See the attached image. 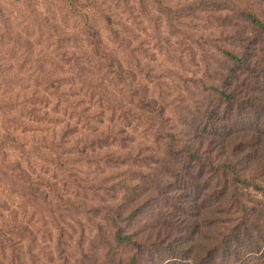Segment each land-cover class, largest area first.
Listing matches in <instances>:
<instances>
[{"label":"rangeland","instance_id":"rangeland-1","mask_svg":"<svg viewBox=\"0 0 264 264\" xmlns=\"http://www.w3.org/2000/svg\"><path fill=\"white\" fill-rule=\"evenodd\" d=\"M201 1L0 0V131L13 140L0 152V264H130L135 250L115 240L113 219L134 236L167 223L169 197L152 183L176 159L167 134L182 141L200 109L223 108L203 84L227 85L220 50L237 52L232 37L252 32L238 10L264 8L218 0L180 17ZM84 15L126 81L96 58ZM141 89L167 122L140 105Z\"/></svg>","mask_w":264,"mask_h":264},{"label":"trees","instance_id":"trees-1","mask_svg":"<svg viewBox=\"0 0 264 264\" xmlns=\"http://www.w3.org/2000/svg\"><path fill=\"white\" fill-rule=\"evenodd\" d=\"M212 3L221 4L218 0L186 4L180 17L194 15ZM260 10L239 9L241 21L252 32L232 37L237 52L220 50L226 66L220 81L227 85L203 84L223 108L200 109V123L185 125L182 141L167 134L169 154L176 159L163 160L165 175L152 178L155 190L169 197L167 223L134 236L113 219L115 240L135 250L130 264H249L248 255L257 254L264 264V200L251 197L254 192L264 199V39L257 33L264 31V8ZM84 17L96 58L106 64L107 71L126 81L129 72L113 53L105 51L98 32ZM112 35L117 42L125 41L116 30ZM24 45L31 46L29 42ZM136 95L154 118L167 122L164 107L150 99L146 89ZM1 132L3 152L4 145L13 140ZM13 171L24 178L19 164ZM31 190L39 193L38 188ZM173 210L178 213L174 220ZM119 220H125L123 215L119 214Z\"/></svg>","mask_w":264,"mask_h":264}]
</instances>
